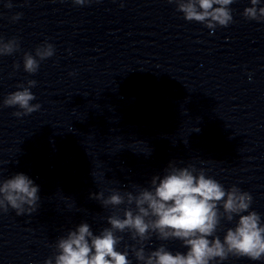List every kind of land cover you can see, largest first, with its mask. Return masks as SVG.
<instances>
[{
	"label": "clouds",
	"instance_id": "obj_1",
	"mask_svg": "<svg viewBox=\"0 0 264 264\" xmlns=\"http://www.w3.org/2000/svg\"><path fill=\"white\" fill-rule=\"evenodd\" d=\"M72 2L82 6L91 0ZM168 2L176 5L186 21L201 23L212 31L233 22L229 6L234 0ZM250 4L243 16L248 20L264 21V7H258L260 0H250ZM6 7L11 8L12 4L9 2ZM21 16L22 13H17L11 19L17 21ZM19 48L18 38L5 41L0 37V56H10ZM54 53V46L48 42L35 49V56L25 52L23 70L37 73L40 63ZM13 67L19 69L20 64ZM36 83L28 80L27 86L18 85L19 90L8 94L3 106L18 108L13 113L17 118L38 111L41 105L31 103L36 99L31 91ZM39 191V186L23 173L0 180V212L12 209L18 216L34 213L39 207ZM90 198L105 208L119 209L126 205L122 209L123 216H108L110 227L98 234H94L87 222H81L57 240L53 256L44 264H132L129 248L140 264H222L229 257L264 261V223L259 213L250 211L252 195L235 185L226 189L207 176L204 169L194 165L177 167L170 162L162 175L151 178L149 187L139 188L135 193L112 190L107 197L103 192L92 193ZM234 218L235 225L228 228L221 239L217 235L221 221L232 222ZM117 233H129L135 244L118 250L123 236ZM153 237L159 241H180L186 251L173 253L164 244L146 251L145 243Z\"/></svg>",
	"mask_w": 264,
	"mask_h": 264
}]
</instances>
